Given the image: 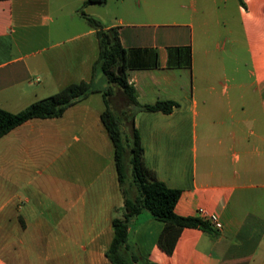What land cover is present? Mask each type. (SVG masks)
Listing matches in <instances>:
<instances>
[{
    "label": "crops",
    "instance_id": "obj_1",
    "mask_svg": "<svg viewBox=\"0 0 264 264\" xmlns=\"http://www.w3.org/2000/svg\"><path fill=\"white\" fill-rule=\"evenodd\" d=\"M243 1L0 0V108L94 88L0 138V264H112L113 219L137 195L130 154L121 182L102 122L98 32L81 11L119 30L141 104L178 103L135 114L145 162L181 190L177 214L218 229L186 227L167 254L164 223L143 210L128 253L136 264H264V0Z\"/></svg>",
    "mask_w": 264,
    "mask_h": 264
},
{
    "label": "trees",
    "instance_id": "obj_2",
    "mask_svg": "<svg viewBox=\"0 0 264 264\" xmlns=\"http://www.w3.org/2000/svg\"><path fill=\"white\" fill-rule=\"evenodd\" d=\"M244 3L243 0H240ZM105 3L106 0H98ZM88 22L97 29L99 38V56L93 70L101 71L108 88L103 90L105 109L102 122L115 146V161L121 182L125 175V158L130 154V164L137 195L125 194V207L122 216L113 219L114 237L106 250L112 264H136L139 257L128 253L129 224L131 219L143 210H148L155 218L164 223L158 236V245L167 254H172L177 240L186 227H196L207 231L218 232L208 220L195 216L179 215L175 211L181 190L169 187L157 177L155 170L146 165L141 136L135 127L134 117L139 111H161L170 113L178 106L173 100H158L152 104H141L136 90L128 81L127 50L123 46L119 30L106 27L100 19L81 11ZM114 85L123 89L126 95V107L117 113L111 106L109 95ZM94 91L91 82L70 83L58 92L38 99L26 108L11 112L0 108V138L16 126L33 118L59 117L66 109Z\"/></svg>",
    "mask_w": 264,
    "mask_h": 264
},
{
    "label": "rangeland",
    "instance_id": "obj_3",
    "mask_svg": "<svg viewBox=\"0 0 264 264\" xmlns=\"http://www.w3.org/2000/svg\"><path fill=\"white\" fill-rule=\"evenodd\" d=\"M219 30L220 29L217 26L212 27L211 35L215 38L218 37ZM196 35L197 37H199L198 29H197ZM95 86L99 88H104V89L108 88L109 86V83L107 82L105 75L101 71H99V76L95 80ZM109 100H110L112 108L117 113H121V111L125 109L126 107V101H127L126 95L123 92V89L117 85H114L113 92L109 95Z\"/></svg>",
    "mask_w": 264,
    "mask_h": 264
},
{
    "label": "built area",
    "instance_id": "obj_4",
    "mask_svg": "<svg viewBox=\"0 0 264 264\" xmlns=\"http://www.w3.org/2000/svg\"><path fill=\"white\" fill-rule=\"evenodd\" d=\"M211 221L215 224V226H216L217 228H220V227H221V223H220V221L217 219L216 216H212V217H211Z\"/></svg>",
    "mask_w": 264,
    "mask_h": 264
}]
</instances>
